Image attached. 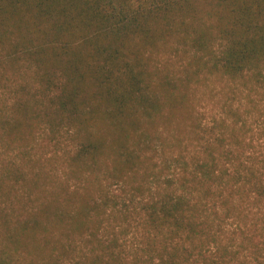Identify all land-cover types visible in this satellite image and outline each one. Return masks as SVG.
<instances>
[{"label": "trees", "instance_id": "1", "mask_svg": "<svg viewBox=\"0 0 264 264\" xmlns=\"http://www.w3.org/2000/svg\"><path fill=\"white\" fill-rule=\"evenodd\" d=\"M190 4L189 0H0V73L28 69L30 81L23 88L33 90L27 92L29 98L25 95L12 104L10 116L0 115V128L4 135L19 136L39 116L46 126H71L77 144L68 156L63 182L75 179L73 185H82L81 191L69 192L68 186L57 195L52 187L39 196L41 200L35 198L39 207L29 216L16 220L14 226L4 221L0 264H25L14 260L9 243L29 253L48 251L45 260H24L26 264H189L186 242L205 235V222L195 217L200 208L196 198L192 202V183L219 180V201L225 206L234 204L235 184L245 182L238 192L249 196L255 192V203L264 202L262 168L241 174L235 167L232 174L225 165L216 178L212 174L217 175L218 168L209 167L204 174L185 169L175 178L179 187L172 188L173 180L164 182L171 189L158 190V196L151 195L144 203L147 236L134 261L114 251L117 238L105 244L98 236L101 217L114 213L118 196L103 186L96 173L103 171L143 194L141 186L127 180L139 171L141 147L151 142L160 119L188 100L181 86L184 81L163 73L160 80L154 79L139 50L140 43L169 25L172 12ZM219 40V53L194 60L197 67H208L232 82L247 73L261 74L264 0H219ZM166 106L171 110L164 114ZM228 153L232 154L219 151V163ZM95 180L99 188L91 193ZM207 186L209 193L212 184ZM50 218L56 233L49 227ZM77 239L95 246L76 258ZM220 251L228 254L227 247L219 244ZM220 259L219 264H232L222 254Z\"/></svg>", "mask_w": 264, "mask_h": 264}, {"label": "rangeland", "instance_id": "2", "mask_svg": "<svg viewBox=\"0 0 264 264\" xmlns=\"http://www.w3.org/2000/svg\"><path fill=\"white\" fill-rule=\"evenodd\" d=\"M161 28L162 33L140 43L139 52L148 59V67L156 75L154 79L170 74L175 81H184L181 86L188 96L186 105L162 117L159 130L152 132L151 142L141 147L139 171L127 180L141 186L143 194L127 182L104 176L103 171L96 173L103 186L118 196L114 213L111 210L110 215H102L103 227L98 236L105 244L117 238L114 251L130 262L142 253L144 236H147L143 205L158 190L171 189L164 182L173 180L172 188L179 187L175 178L182 176L185 169L204 174L209 167L218 168L217 175L212 174L214 178L219 175V167L225 165L232 174L237 169L241 174L264 169V69L261 74L247 73L232 82L221 78L219 72L199 68L194 63L198 58L206 60L219 53V0H191L189 8L172 12L169 25ZM23 72L11 68L0 73V115L10 116L12 104L33 91L23 88L30 81V71L24 68ZM29 97L30 93L25 98ZM170 110L166 106L164 114ZM30 122L31 127L19 136L4 135L0 128V182L3 185L0 218L7 219L0 220L1 225L8 221L14 226L16 220L29 216L39 207L35 198L41 200L39 196L52 187L55 195L68 186L69 192L81 191V184L73 185L75 179L70 184L63 182L68 156L74 153L77 144L73 128L66 123L46 126L41 116L33 117ZM219 151L232 154L228 153L219 163ZM37 170L39 176H35L39 174ZM210 184L212 190L207 193ZM241 184L240 189L248 183L235 184L233 203L236 205L225 206L219 201V180L211 183L206 179L202 184L196 181L190 185L192 202L196 198L200 208L196 209L198 216L195 217L205 222V235L186 242L189 264H219L220 254L232 264H264V202L255 203V192L250 196L239 193L237 187ZM98 188L95 180L91 193ZM101 219L98 217V222ZM51 221L50 218L48 222ZM49 227L53 229L55 225L50 223ZM3 230H6L4 225L0 232ZM219 244L227 247L228 254L219 252ZM92 245L77 239L76 258L83 257V251L88 252L87 247ZM9 246L14 260L25 264L27 260L37 263L45 260L48 254V251L29 253L10 243Z\"/></svg>", "mask_w": 264, "mask_h": 264}]
</instances>
